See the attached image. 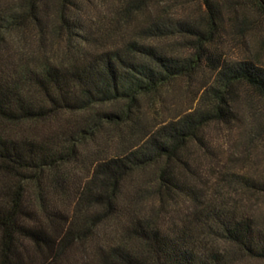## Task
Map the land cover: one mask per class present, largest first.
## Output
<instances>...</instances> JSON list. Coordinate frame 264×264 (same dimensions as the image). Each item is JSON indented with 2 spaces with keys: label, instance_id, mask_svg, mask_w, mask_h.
<instances>
[{
  "label": "trees",
  "instance_id": "1",
  "mask_svg": "<svg viewBox=\"0 0 264 264\" xmlns=\"http://www.w3.org/2000/svg\"><path fill=\"white\" fill-rule=\"evenodd\" d=\"M82 1L0 0V264L264 260V211L220 206L190 165V149L205 150L206 125L234 120L241 105H253L249 93L264 106V65L217 46L226 8L204 0L205 17L194 19L165 14L154 0H116L102 21ZM249 1L264 14V0ZM174 37L190 52L165 43ZM206 70L212 78L194 107L153 123L140 115L141 95ZM240 85L249 90L242 97ZM221 172L222 183L264 192V177ZM170 200L187 201L188 211L163 218ZM110 218L123 220L118 238L74 257L72 247ZM210 236L229 247L209 244Z\"/></svg>",
  "mask_w": 264,
  "mask_h": 264
},
{
  "label": "rangeland",
  "instance_id": "2",
  "mask_svg": "<svg viewBox=\"0 0 264 264\" xmlns=\"http://www.w3.org/2000/svg\"><path fill=\"white\" fill-rule=\"evenodd\" d=\"M114 1L116 0H83L82 2L95 16V19L103 21L109 16L110 4ZM217 1L226 8V13H228H225L226 30L218 40V48L229 58L249 57L264 65V14L256 11L249 0ZM153 2V5H157L165 14L194 19L205 17L204 0H154ZM234 24L235 28L232 27ZM10 40V48L17 49V38L13 37ZM165 43L172 44V47L179 53L190 52V47H187L188 43L181 37H174ZM10 48L7 53H12ZM56 53L57 56L60 55V51L54 52V55ZM200 74L198 79H202L201 81L180 78L173 84L161 88L157 93L141 95L137 104L140 115L144 117L145 121L153 123L161 120L166 121L178 112L194 107L201 93L200 84L203 81L209 82L212 78L207 70ZM247 89L240 85L239 95L242 97L244 92L249 91ZM249 96L253 99V105L250 107L241 105L234 120L231 122L214 121L205 126V150H195L197 147L190 149L193 159H190V165L192 164L197 170L196 183L202 187L203 193L206 195L216 194L220 200V202L217 201L220 206L221 203L228 204L238 213L264 211V192L244 188L241 184H237L238 182L228 184L220 181L221 171L225 169L245 173L255 179L264 177V128H262L264 127V106L261 98L254 92L249 93ZM254 116H258L256 118L259 121L258 125H256L257 120ZM56 123L57 120L42 122L37 125V128L40 132L45 133L47 129L55 128ZM252 127H261V132L254 131ZM93 144L91 143V145ZM89 146L87 145V147ZM76 166L77 168H74L73 172L78 170L77 173H79L82 165L80 163V166L79 164ZM149 201L152 202L151 199ZM180 201L179 203L174 200L165 202L160 209L163 218L164 216L165 218L170 217L171 213L182 214L188 211L189 203ZM64 206L67 210L72 211L70 198L65 200ZM122 222L123 220L115 218L105 220L100 226L96 238L81 246L72 247L74 257H79L82 248L85 247H87L88 253L92 252L97 242L115 241L118 238ZM207 242L209 244L216 243L222 248L229 247L225 242L216 240L213 236H210ZM238 263L264 264V260L243 255L240 258L238 256Z\"/></svg>",
  "mask_w": 264,
  "mask_h": 264
}]
</instances>
